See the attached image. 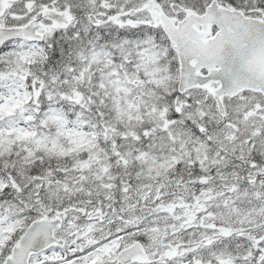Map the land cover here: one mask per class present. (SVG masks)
<instances>
[{
  "label": "snow or ice",
  "instance_id": "6c2138e0",
  "mask_svg": "<svg viewBox=\"0 0 264 264\" xmlns=\"http://www.w3.org/2000/svg\"><path fill=\"white\" fill-rule=\"evenodd\" d=\"M0 264H264V0H0Z\"/></svg>",
  "mask_w": 264,
  "mask_h": 264
}]
</instances>
